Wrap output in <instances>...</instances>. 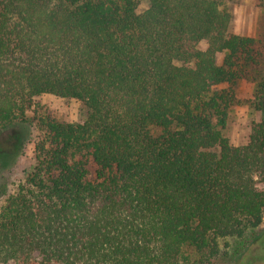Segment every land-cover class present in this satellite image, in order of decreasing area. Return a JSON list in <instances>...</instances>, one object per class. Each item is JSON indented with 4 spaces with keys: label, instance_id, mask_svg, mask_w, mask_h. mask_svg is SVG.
<instances>
[{
    "label": "trees",
    "instance_id": "16d2710c",
    "mask_svg": "<svg viewBox=\"0 0 264 264\" xmlns=\"http://www.w3.org/2000/svg\"><path fill=\"white\" fill-rule=\"evenodd\" d=\"M226 1L0 0V172L30 112L41 130L0 209V264H213L231 238L264 250V76L234 145L235 85L260 54ZM42 94L82 118H55Z\"/></svg>",
    "mask_w": 264,
    "mask_h": 264
},
{
    "label": "rangeland",
    "instance_id": "374dc122",
    "mask_svg": "<svg viewBox=\"0 0 264 264\" xmlns=\"http://www.w3.org/2000/svg\"><path fill=\"white\" fill-rule=\"evenodd\" d=\"M226 8L231 13L230 31L234 34L254 38L255 49L260 54L258 65H250L245 76L235 85L236 98L239 102L233 110L228 136L234 145L247 141L252 123L260 119V113L255 108V90L264 76V0H227ZM148 0H140L138 11L147 9ZM207 41L198 44L200 49L207 48ZM222 55H218L221 62ZM34 104L48 111L55 118L62 121H79L84 112V106L75 99L57 97L52 94H42L34 98ZM32 119L27 130L26 141L20 156L12 166L0 172V209L7 198L16 193L18 184L23 181L34 165L35 143L41 136L37 127L34 113L30 112ZM18 135L11 132L7 136L6 144L13 147ZM264 231V219L259 233ZM261 233V234H262ZM229 255L215 259L213 264H264V250L261 249L259 239L247 238L246 242L231 238L227 239Z\"/></svg>",
    "mask_w": 264,
    "mask_h": 264
}]
</instances>
